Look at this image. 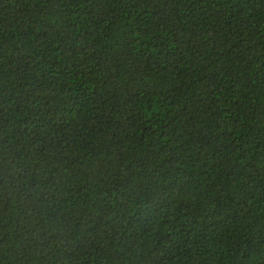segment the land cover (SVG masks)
Instances as JSON below:
<instances>
[{"label": "trees", "instance_id": "1", "mask_svg": "<svg viewBox=\"0 0 264 264\" xmlns=\"http://www.w3.org/2000/svg\"><path fill=\"white\" fill-rule=\"evenodd\" d=\"M0 264H264V0H0Z\"/></svg>", "mask_w": 264, "mask_h": 264}]
</instances>
